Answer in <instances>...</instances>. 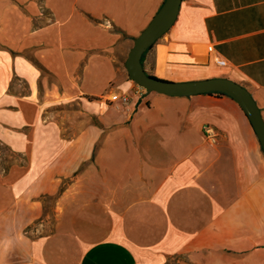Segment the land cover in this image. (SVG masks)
Here are the masks:
<instances>
[{"label":"crops","instance_id":"0c3cea01","mask_svg":"<svg viewBox=\"0 0 264 264\" xmlns=\"http://www.w3.org/2000/svg\"><path fill=\"white\" fill-rule=\"evenodd\" d=\"M163 2L0 0V264H264V154L239 105L128 78ZM142 67L233 81L264 121V0H182Z\"/></svg>","mask_w":264,"mask_h":264},{"label":"water","instance_id":"95a60500","mask_svg":"<svg viewBox=\"0 0 264 264\" xmlns=\"http://www.w3.org/2000/svg\"><path fill=\"white\" fill-rule=\"evenodd\" d=\"M182 0H164L147 27L134 39L124 66L128 78L147 94L167 97H191L200 94L221 93L234 100L247 117L264 154V121L250 93L239 84L224 78L189 82H170L146 74L140 62L142 55L151 48L173 25Z\"/></svg>","mask_w":264,"mask_h":264},{"label":"built area","instance_id":"2783aa9c","mask_svg":"<svg viewBox=\"0 0 264 264\" xmlns=\"http://www.w3.org/2000/svg\"><path fill=\"white\" fill-rule=\"evenodd\" d=\"M209 50H211V48H209ZM110 100L113 101V102L119 101L122 104H126L128 102V97L125 96V95H120V94H112L110 96ZM203 133H204L205 139L209 143H211V144L216 143L218 134H217L216 130L213 127H211L209 125H205L203 127Z\"/></svg>","mask_w":264,"mask_h":264},{"label":"rangeland","instance_id":"374dc122","mask_svg":"<svg viewBox=\"0 0 264 264\" xmlns=\"http://www.w3.org/2000/svg\"><path fill=\"white\" fill-rule=\"evenodd\" d=\"M20 85V84H19ZM24 86L21 84V88ZM13 159V153L9 150V148L5 145L0 143V162L4 160L5 166H7ZM51 198H44L43 203L45 207V212L47 216H51Z\"/></svg>","mask_w":264,"mask_h":264},{"label":"trees","instance_id":"16d2710c","mask_svg":"<svg viewBox=\"0 0 264 264\" xmlns=\"http://www.w3.org/2000/svg\"><path fill=\"white\" fill-rule=\"evenodd\" d=\"M149 49H151V48H149ZM149 49H148V50H149ZM148 50H147V51H148ZM147 51H146V52H147ZM146 52H145V53H146ZM145 53H144V54H145ZM144 54L142 55L141 60H140L141 64H142V60H143V56H144ZM148 76H149V75H148ZM150 77L155 78V77H153V76H150ZM155 79H157V78H155ZM209 94H217V95L226 96V95L221 94V93H209Z\"/></svg>","mask_w":264,"mask_h":264}]
</instances>
